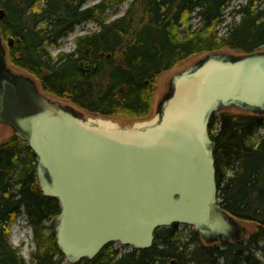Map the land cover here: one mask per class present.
<instances>
[{
  "label": "trees",
  "instance_id": "obj_1",
  "mask_svg": "<svg viewBox=\"0 0 264 264\" xmlns=\"http://www.w3.org/2000/svg\"><path fill=\"white\" fill-rule=\"evenodd\" d=\"M84 1L0 0L6 12L0 30L15 41L8 57L14 67L31 73L44 92L100 117L149 119L157 78L178 63L222 49L252 54L264 48V0L240 4V23L223 34L218 28L232 0H132L115 21H107L106 13L118 0L80 10ZM88 20L101 30L76 38L72 52L53 56L46 50ZM81 63L92 70L83 72ZM208 130L218 204L255 231L207 244L195 229L183 241L174 224L155 231L151 248L120 253L108 244L94 259L76 264H264V115L223 108L211 116ZM37 168V155L20 138L0 143V264H28L11 242L22 211L34 232L33 264H69L49 231L61 207L44 195Z\"/></svg>",
  "mask_w": 264,
  "mask_h": 264
},
{
  "label": "water",
  "instance_id": "obj_2",
  "mask_svg": "<svg viewBox=\"0 0 264 264\" xmlns=\"http://www.w3.org/2000/svg\"><path fill=\"white\" fill-rule=\"evenodd\" d=\"M233 106L264 113V52L206 56L173 78L155 117L121 125L47 98L0 51V123L39 158L38 181L59 201L55 236L70 264L115 242L151 248L155 231L174 224L193 226L206 243L244 238L245 227L218 204L208 130L213 113Z\"/></svg>",
  "mask_w": 264,
  "mask_h": 264
},
{
  "label": "rangeland",
  "instance_id": "obj_3",
  "mask_svg": "<svg viewBox=\"0 0 264 264\" xmlns=\"http://www.w3.org/2000/svg\"><path fill=\"white\" fill-rule=\"evenodd\" d=\"M101 0H89V4H97L99 3ZM120 0H118V3H114L112 5L111 10L107 11L106 13V18L107 21H113L114 19L120 18L124 15V12L128 9L129 4L131 2V0H126L123 2H119ZM113 2H111L112 4ZM245 3V0H232L229 8L227 9L225 16H224V22L223 24L218 28L219 31H222L221 33H225L227 31V26L231 23L234 24H239L240 23V16H235V10L236 8L238 9L240 4ZM198 20L197 19H193L191 22H189V24L195 26L197 24ZM94 29L96 30L98 27L95 25V23H87V24H81L79 26H77L74 31L66 38L62 39L59 41V44L54 46V45H48L46 47V50L51 52V54L53 56H56L57 54H59L60 52H66V53H70L75 49V38L76 36L82 35L84 34V32L90 30V29ZM5 38V37H4ZM8 38H5L4 46L7 48V51H10V48H8V44L7 41ZM259 52H264V48L261 49ZM209 54H229V55H234V56H241L243 55V53L239 52V51H235V50H231V49H222V50H218L216 52L213 53H204V54H200V55H195L190 57L189 59H186L180 63H178L172 70L161 74L157 80H156V87H155V91L153 94V100H152V110H151V115L149 116L150 118H153L156 116V113L158 112V106L159 103H161L167 93L169 92V88H170V83L171 80L178 74L187 71L189 68H191L192 66L196 65L200 60H202L203 58H205L207 55ZM8 66L15 72L18 74H22L24 76H30L32 78H34L35 80H37L31 73L27 72L26 70L14 67L10 61H7ZM44 95H46L48 98L52 99V100H58L60 101V103L63 106H68L70 108H72L75 112H77L78 114H80L82 117L84 118H94V119H105L102 118L100 116H97L95 114H92L76 105H73L72 103L68 102L67 100L64 99H60L57 98L53 95H50L49 93L43 92ZM228 111L230 112H240L242 110H240V108L237 107H230V108H226ZM114 122H117L119 124L122 125H132L134 122L139 121L133 118H129V117H114L112 119ZM14 134V130L12 129V127L8 124H4V123H0V143L6 141L9 137H11ZM38 172V170H37ZM16 221L14 222V224L11 227V242L14 246L19 247L21 250V254L22 256L25 258V260L27 261L28 264H33L32 261V252L35 251L36 246L34 243V232L31 228V226L28 224V220L27 217L24 216H19L17 219H15ZM243 227H245L246 232L247 233H251L253 231H255V225L254 224H250V223H241ZM54 219L53 221L50 223V229L49 231L55 234V228H54ZM179 231L183 234V241H186L189 237L191 236V230L192 228L189 226H184L183 224H180L178 227ZM215 244V243H214ZM114 248L119 250L120 253H125L128 251H131V247L130 246H126L123 245L120 242H116L114 243Z\"/></svg>",
  "mask_w": 264,
  "mask_h": 264
},
{
  "label": "flooded vegetation",
  "instance_id": "obj_4",
  "mask_svg": "<svg viewBox=\"0 0 264 264\" xmlns=\"http://www.w3.org/2000/svg\"><path fill=\"white\" fill-rule=\"evenodd\" d=\"M115 1V0H114ZM132 1V0H131ZM98 4V3H97ZM96 4H89V0H86V1H84L81 5H80V10H87V9H91V8H93V6H95ZM126 12V11H125ZM125 12H124V14H125ZM237 16H240V15H237ZM241 17V16H240ZM117 19H119V18H117ZM117 19H114L113 21H115V20H117ZM87 23H95V25L98 27L96 30H94L93 28L92 29H90V30H88V31H86V32H84V34H82V35H79V36H76V38H79V37H82V36H86V35H89V34H93V33H95V32H99L100 30H101V25H100V23H98V22H96V21H93V20H88V21H82L80 24H78V26L79 25H81V24H87ZM77 27V26H76ZM75 27V28H76ZM75 38V39H76ZM5 41V38H4V36H3V34H1L0 33V51H2L3 53H5V56L7 57L8 56V52H9V50L7 51V48L4 46V42ZM8 41V40H7ZM7 44H8V42H7ZM8 48H11V47H9V45H8ZM86 66V65H85ZM162 103V102H161ZM161 103H159V108H160V105H161Z\"/></svg>",
  "mask_w": 264,
  "mask_h": 264
},
{
  "label": "bare ground",
  "instance_id": "obj_5",
  "mask_svg": "<svg viewBox=\"0 0 264 264\" xmlns=\"http://www.w3.org/2000/svg\"><path fill=\"white\" fill-rule=\"evenodd\" d=\"M0 10H3V9H0ZM4 12H5V10H3ZM5 14H6V12H5ZM6 16V15H5ZM0 33L2 34V32H1V30H0ZM9 39H13V38H9ZM9 39H8V42H9ZM13 41H14V39H13ZM15 42V41H14Z\"/></svg>",
  "mask_w": 264,
  "mask_h": 264
}]
</instances>
